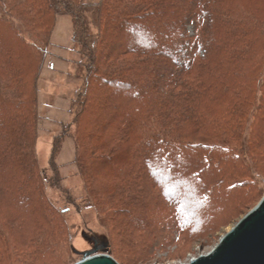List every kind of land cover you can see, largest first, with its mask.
Segmentation results:
<instances>
[{"label": "trees", "instance_id": "1", "mask_svg": "<svg viewBox=\"0 0 264 264\" xmlns=\"http://www.w3.org/2000/svg\"><path fill=\"white\" fill-rule=\"evenodd\" d=\"M60 15L70 19L81 68L71 99L81 171L116 153H95L89 140L98 148L125 144L129 159L109 173L128 181L123 189L142 187L136 211L177 197L188 231L198 233L212 205L245 185L238 151L174 134L190 129L209 138L210 125L252 111L255 91L264 89V0H0V217L11 212L13 220L0 223V264H50L64 233L32 157L35 84ZM65 134L54 138L51 159ZM52 174L56 182H48L59 183L55 168ZM163 182L175 190H164ZM183 206L192 211L184 214ZM169 221L164 229L171 233ZM15 232L23 244L13 242Z\"/></svg>", "mask_w": 264, "mask_h": 264}, {"label": "rangeland", "instance_id": "2", "mask_svg": "<svg viewBox=\"0 0 264 264\" xmlns=\"http://www.w3.org/2000/svg\"><path fill=\"white\" fill-rule=\"evenodd\" d=\"M71 34L69 17L58 16L50 44L46 45L48 54L35 84L37 119L32 157L36 162L39 179L44 184L43 190L48 205L51 210L60 213L64 230L54 241L57 246L49 263L73 264L80 260L84 253H106L119 264H187L217 241L227 217H232L243 208L240 207L242 204L245 207L264 192V118L259 120V117H256L258 114H264V97L259 99L264 94V89L255 91L254 103L249 108L252 111L245 116L246 119L230 120L227 124H220L215 128L210 125L211 129L207 132L209 138L190 129L174 134L175 137L187 140H207L210 144L222 143L236 149L237 159L240 161L237 175L243 176L245 181V185L238 192L224 195L229 196L227 201L212 205L211 218L198 233L196 230L188 231L192 225H187L182 219L177 197L165 199L162 207L156 210L143 208L136 211V200L142 187L131 184L129 190L123 189L119 185L128 181L120 180L115 174H111L114 165L119 166L120 162L129 159L130 152L125 144L114 141L113 144H103L102 148H98L94 138L89 140V146L95 153H116L111 160L104 159L97 166L84 167V172L81 171L75 156L74 142L77 130L74 124H71L74 118L72 110L76 107L72 106L71 99L75 97L81 84L76 76L81 68L76 53L77 46L71 40ZM62 132L66 134L51 159L54 138ZM217 133H222V136L217 138ZM77 134L80 135V132ZM82 144L83 139L81 148H84ZM53 168L57 170L60 180L54 185L48 182H56L52 180ZM123 168L126 170L127 166ZM229 169L225 165L221 171L224 173ZM245 169L246 174H243L241 171ZM151 172L155 173V170ZM232 181L227 183L231 184ZM163 184L164 190H175L166 185V182ZM143 190L144 194L149 193L148 182L144 184ZM181 210L184 214L192 211L187 206H183ZM10 214L11 212L4 213L3 219L0 217L1 225L3 220L13 222ZM170 216L173 220L171 233L164 229V224L166 220L169 221ZM128 220L133 222L130 227ZM137 230L143 232V238L138 236ZM16 234L15 232L14 235ZM133 239L135 241L128 243L127 240ZM17 241L18 244H23L25 240L16 235L13 242ZM8 261L11 262L5 260V263L11 264Z\"/></svg>", "mask_w": 264, "mask_h": 264}, {"label": "water", "instance_id": "3", "mask_svg": "<svg viewBox=\"0 0 264 264\" xmlns=\"http://www.w3.org/2000/svg\"><path fill=\"white\" fill-rule=\"evenodd\" d=\"M73 264H119L106 253H84ZM187 264H264V192L226 220L217 239Z\"/></svg>", "mask_w": 264, "mask_h": 264}, {"label": "crops", "instance_id": "4", "mask_svg": "<svg viewBox=\"0 0 264 264\" xmlns=\"http://www.w3.org/2000/svg\"><path fill=\"white\" fill-rule=\"evenodd\" d=\"M58 17V16H57Z\"/></svg>", "mask_w": 264, "mask_h": 264}]
</instances>
